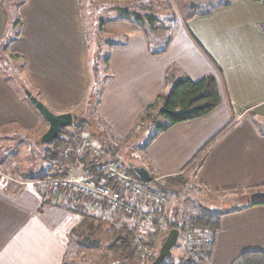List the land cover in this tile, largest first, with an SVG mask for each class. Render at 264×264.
Wrapping results in <instances>:
<instances>
[{
    "label": "crops",
    "instance_id": "crops-1",
    "mask_svg": "<svg viewBox=\"0 0 264 264\" xmlns=\"http://www.w3.org/2000/svg\"><path fill=\"white\" fill-rule=\"evenodd\" d=\"M81 5V0H0V37L14 31L13 23L22 17L21 36L10 50L24 66L21 78L0 66V127L39 129L40 134L49 128L24 94L22 79L53 112L91 118L74 133L88 138L86 131H96L97 124L105 132L102 139L120 144L134 136L148 107L166 89L170 67H176V78L196 81L211 74L221 104L160 132L141 150L138 164L163 177L195 168L196 181L212 193L264 187V0H227L188 13L174 9V26L163 44L159 37L153 42L129 5L122 8L130 15L114 7L109 12L115 15L101 19L109 57L93 117L88 106L92 68L97 50L105 47L90 41ZM230 122L234 127L198 166L199 152ZM7 173L13 172L0 162V264H64L74 229L85 214L102 209L35 182H8ZM249 250L264 251V204L221 215L208 264H238ZM92 260L87 264L100 261Z\"/></svg>",
    "mask_w": 264,
    "mask_h": 264
},
{
    "label": "rangeland",
    "instance_id": "rangeland-1",
    "mask_svg": "<svg viewBox=\"0 0 264 264\" xmlns=\"http://www.w3.org/2000/svg\"><path fill=\"white\" fill-rule=\"evenodd\" d=\"M226 1L127 0L124 2L121 0H81L82 18L90 41L95 43L94 45L98 44V47H105L103 51L97 50L96 60L93 64V79L90 94H88V106L92 117L107 73L106 53L108 46L104 35L101 33L100 22L101 19L110 16V14L115 15L114 11L109 12L110 10H113L114 7L122 8L125 4L129 5L133 12L145 18L143 24L148 28L153 42L159 37L161 38L160 43L163 44L174 26V9L188 13L200 11ZM14 15L13 9L10 10L11 21H13ZM7 43L8 40H0V66H4L10 74L21 78L24 70L23 60L6 49ZM43 121L45 125L49 124L45 119ZM79 121L80 119L76 118L72 125L62 127V136L67 133H74L73 131L77 129V122ZM87 121L91 122V118ZM161 121L160 117L154 120L151 118L144 119L134 132V136L120 145L115 144L110 139L109 142L107 139H102L105 138V132L100 133L102 130L97 124L95 125L97 130L94 132L88 130L85 136H88L92 142L95 141L96 143H93L98 144L97 146L103 151L100 157L101 162L107 163L112 159H118L119 164L126 170L129 163H140L142 159L140 147L155 133L157 125ZM97 131H100V135ZM38 132L39 129L23 131L12 126L0 127V156L5 157L0 162L7 164L10 171L13 172L7 173L8 178L6 180L8 179V182L12 181L14 184H18L21 181H29L38 184L42 179L59 174L57 170L60 162L48 152L49 149L53 148V143H42L40 138L45 132L42 134ZM98 136L102 139L100 140L101 143L96 139ZM91 159L96 160L93 155ZM194 171L195 168L188 173L168 177L155 175V180L144 185L146 194L135 195L131 190L123 192L124 198L133 207L131 212H120L106 203H94L69 191L46 187L49 191L79 199L87 207L102 209V213L97 211L96 214H87L92 216L87 225L77 233H72L65 264H74L76 261L87 264L94 261L92 258L100 259L95 264H150V258L159 254L163 239L170 232L169 224L171 222L189 225L192 219L196 217L216 219L222 213L240 205H245L258 198H264V187L212 193L196 181ZM4 174L6 175V173ZM105 177L112 180L107 176ZM161 207H163V212L159 216L155 211ZM155 221L160 223V232L153 242ZM210 240L211 234L208 231L197 229L185 233L180 232L177 243L172 247V254L167 256L161 264H184L189 256L205 249ZM140 244L152 248V255L149 258L144 257L139 252L138 245ZM193 249H197V252H194ZM195 260L199 262L197 256ZM238 264H241V260Z\"/></svg>",
    "mask_w": 264,
    "mask_h": 264
},
{
    "label": "trees",
    "instance_id": "trees-1",
    "mask_svg": "<svg viewBox=\"0 0 264 264\" xmlns=\"http://www.w3.org/2000/svg\"><path fill=\"white\" fill-rule=\"evenodd\" d=\"M23 1H20L18 5H21ZM122 10L130 15L128 8H122ZM135 20L141 24H143V20L145 19L142 15L138 13H134ZM103 20H101L100 28H103ZM140 24V25H141ZM144 28L145 25L143 24ZM14 31H6L1 37L0 40H8L6 49L10 50L11 44L21 36V30L23 27L22 17H18L12 26ZM148 31V28H145ZM166 47V46H165ZM164 47V48H165ZM166 50L163 49L161 52ZM11 53V52H10ZM13 54V53H12ZM108 56H106V63L108 62ZM176 67H170L166 74V89L158 96L157 100L151 104L146 112L143 115L141 122L144 119L151 118L155 119L160 117L162 121L157 125L156 131L151 137L147 139V141L140 147L141 150L147 148L152 140L156 138V136L171 127L172 125L184 122L196 118H200L210 114L213 110H215L222 102V97L220 94V90L216 81V78L213 75H207L199 80H193L188 76H180L176 78ZM93 70V68H92ZM20 80V84H26L22 79ZM90 94V93H89ZM155 111V112H154ZM154 112V114H153ZM76 118L74 117V120ZM87 121L80 120L77 122V129H81L86 127ZM235 123L230 122L224 129H222L213 139L205 145V147L199 152L197 155V165L202 164L203 159L205 158L208 151L220 140L222 139L228 132L234 127ZM139 126V124H138ZM137 126V127H138ZM62 129V128H61ZM131 137H128L124 142H127ZM49 142L53 143V148L49 149V154L57 159L60 163L65 162L74 165L75 167H80L82 174L86 175H95L100 180L104 181V183L111 188H115L114 182L105 177L104 166L106 162H101L98 158L96 160H92V152L86 151L82 153L80 151V138L76 133H67L62 136L61 130L59 136L56 139H53ZM121 144V143H120ZM118 144V145H120ZM70 148L69 154L66 156L64 154V148ZM123 167V166H122ZM125 168V167H124ZM128 173L135 175L130 167H126ZM152 173V172H151ZM155 180V173H152ZM136 176V175H135ZM158 176V175H157ZM137 177V176H136ZM138 178V177H137ZM138 180H140L138 178ZM150 184V183H148ZM264 204V199H255L245 205H240L231 210H238L243 206H252ZM163 212V207L156 209L155 213L157 215H161ZM223 214V213H222ZM221 214V215H222ZM221 215L216 219H204L202 217L193 218L189 225H180L175 221L169 224L170 230L173 228H177L180 232H188L195 231L200 229L202 231H208L211 234V240L206 245L205 249H201L197 254L193 256H189L184 264H208L209 259L211 258L212 249L215 243V238L218 230L220 229V219ZM91 215L85 214L84 220L82 223L76 227L73 233H77L80 231L85 225H87L89 219H91ZM160 232V223L155 221V233L152 236V241L154 242L157 238V234ZM131 236V235H130ZM132 237V236H131ZM167 238V237H166ZM163 239V243L166 240ZM162 243V244H163ZM194 252H197V249H193ZM158 255H154L150 258L149 263L151 264ZM198 257L199 262H196L195 257ZM239 259L241 260V264H264V251L261 250H249L243 252ZM65 264V263H64Z\"/></svg>",
    "mask_w": 264,
    "mask_h": 264
},
{
    "label": "built area",
    "instance_id": "built-area-1",
    "mask_svg": "<svg viewBox=\"0 0 264 264\" xmlns=\"http://www.w3.org/2000/svg\"><path fill=\"white\" fill-rule=\"evenodd\" d=\"M77 136L80 138L81 149L91 151L96 159L101 157L103 151L99 146L87 137H83L80 134H77ZM63 151L67 156L70 148L65 147ZM58 166L57 173L59 174L57 176L42 179L38 185L44 188L52 187L69 191L94 203H106L120 212L133 211L132 205L124 198L126 191L131 190L135 195L146 194L144 190L145 183L123 169L118 159H112L104 166V174L115 181V188L106 185L104 181L95 175L79 174L76 167L72 164L62 162ZM138 250L144 257L149 258L152 255V248L147 245H138Z\"/></svg>",
    "mask_w": 264,
    "mask_h": 264
},
{
    "label": "water",
    "instance_id": "water-1",
    "mask_svg": "<svg viewBox=\"0 0 264 264\" xmlns=\"http://www.w3.org/2000/svg\"><path fill=\"white\" fill-rule=\"evenodd\" d=\"M22 89L30 103L49 123V128L40 138L42 143L56 139L59 136L62 127L74 123V117L71 112L55 113L37 95H35L26 84H22ZM129 167L143 183H150L154 180V177L147 166L131 162L129 163ZM179 233L180 230L177 228L170 230L166 240L162 244L158 256L151 264H161L167 256L172 254V247L177 243Z\"/></svg>",
    "mask_w": 264,
    "mask_h": 264
}]
</instances>
